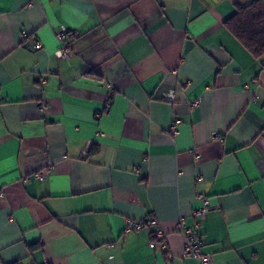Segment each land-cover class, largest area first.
<instances>
[{
    "label": "crops",
    "instance_id": "crops-1",
    "mask_svg": "<svg viewBox=\"0 0 264 264\" xmlns=\"http://www.w3.org/2000/svg\"><path fill=\"white\" fill-rule=\"evenodd\" d=\"M250 1L0 0V264H199L181 218L264 264V59L223 25Z\"/></svg>",
    "mask_w": 264,
    "mask_h": 264
},
{
    "label": "built area",
    "instance_id": "built-area-1",
    "mask_svg": "<svg viewBox=\"0 0 264 264\" xmlns=\"http://www.w3.org/2000/svg\"><path fill=\"white\" fill-rule=\"evenodd\" d=\"M57 36L64 40L66 38H74L76 36L75 30H68L65 27L60 28L57 32ZM41 47L39 41H35V48ZM73 55V51L69 44L64 43L63 47L58 50V56L60 57H71ZM167 98L173 100L175 98V92L170 90L167 93ZM182 120L177 119L175 124L173 125V133H178V126L181 124ZM214 140L220 141L221 136L214 132L212 135ZM49 174V169H44L42 171L36 172L33 177L37 180H44L47 175ZM210 204L209 202L206 203L205 207L200 209L199 212L202 216H204L205 212L209 209ZM146 227H156L155 231L153 232V239L156 241H160L162 244L166 243L167 240V232L163 230L159 226V221L154 215H150L148 217H144L141 219H129L127 220V230L132 229H142ZM175 231L181 232L185 236V242L183 246V256L184 257H193L196 258L199 264H213L212 256L209 252H205L202 249V239L201 237L192 229L189 228L184 218H181L175 225Z\"/></svg>",
    "mask_w": 264,
    "mask_h": 264
},
{
    "label": "trees",
    "instance_id": "trees-1",
    "mask_svg": "<svg viewBox=\"0 0 264 264\" xmlns=\"http://www.w3.org/2000/svg\"><path fill=\"white\" fill-rule=\"evenodd\" d=\"M224 27L255 57L264 59V0L236 3Z\"/></svg>",
    "mask_w": 264,
    "mask_h": 264
},
{
    "label": "water",
    "instance_id": "water-1",
    "mask_svg": "<svg viewBox=\"0 0 264 264\" xmlns=\"http://www.w3.org/2000/svg\"><path fill=\"white\" fill-rule=\"evenodd\" d=\"M187 48H189L191 45H193V41L189 38L186 42Z\"/></svg>",
    "mask_w": 264,
    "mask_h": 264
}]
</instances>
